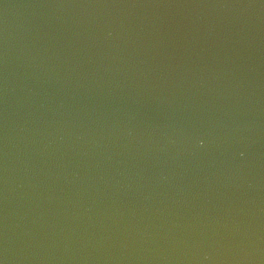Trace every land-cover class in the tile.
<instances>
[{"label":"water","instance_id":"1","mask_svg":"<svg viewBox=\"0 0 264 264\" xmlns=\"http://www.w3.org/2000/svg\"><path fill=\"white\" fill-rule=\"evenodd\" d=\"M0 264H264V0H0Z\"/></svg>","mask_w":264,"mask_h":264}]
</instances>
